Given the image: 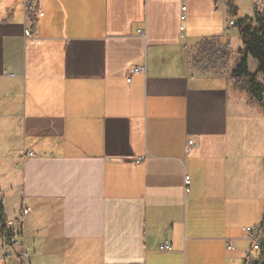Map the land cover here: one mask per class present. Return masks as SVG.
Masks as SVG:
<instances>
[{
	"label": "crops",
	"instance_id": "crops-1",
	"mask_svg": "<svg viewBox=\"0 0 264 264\" xmlns=\"http://www.w3.org/2000/svg\"><path fill=\"white\" fill-rule=\"evenodd\" d=\"M33 3L0 0V264H241L264 212L253 108L189 62L202 38L241 46L228 0Z\"/></svg>",
	"mask_w": 264,
	"mask_h": 264
},
{
	"label": "trees",
	"instance_id": "trees-1",
	"mask_svg": "<svg viewBox=\"0 0 264 264\" xmlns=\"http://www.w3.org/2000/svg\"><path fill=\"white\" fill-rule=\"evenodd\" d=\"M26 4L28 13L35 11V3L27 1ZM237 11L234 2L228 0V16L234 21L241 46L233 50L228 38L218 36L202 38L190 50V66L198 72L220 76L229 71L233 85L245 91L264 109V84L256 80L258 75L264 80V15L258 12L256 6L253 17H239ZM249 58L256 61V69L252 73L248 70ZM14 237L0 203V239L9 245Z\"/></svg>",
	"mask_w": 264,
	"mask_h": 264
},
{
	"label": "rangeland",
	"instance_id": "rangeland-1",
	"mask_svg": "<svg viewBox=\"0 0 264 264\" xmlns=\"http://www.w3.org/2000/svg\"><path fill=\"white\" fill-rule=\"evenodd\" d=\"M253 3H254L253 0H235L234 4L238 7L240 17H243V16L253 17L254 16V5H253ZM261 13H263V15H264V0H262ZM231 33L232 34L236 33L235 27L230 28V34ZM254 62H256L254 59L249 58V68L251 70L253 69L252 64H254ZM228 72L229 71H226L225 74H223L221 76L225 77L226 80H228L229 88L232 91V90H234V88L235 89H237V88L233 85L234 84L233 79H232L231 75L228 74ZM256 80L258 82L259 81L263 82V84H264V80H263L261 75H258ZM233 86H234V88H233ZM238 90H240V89H238ZM245 98L246 99H243L244 102L247 100L245 102V104L247 106H249L250 109L253 108L252 112H250L253 119L251 120V116L247 117L245 119V124L247 126L246 127V139H245V141L247 143H244L245 144L244 149L245 148H246V150L248 149L251 152V155H253V158L255 160H264V114L257 115L263 108L260 104H257L253 99H251L249 95L246 94ZM248 115H250V114H248ZM257 116H259V117H257ZM243 119L244 118H241V120H243ZM6 130H7V127L0 130V139H1V137L5 138L3 136L8 134V132ZM247 135H248V139H247ZM20 136H21V133H20ZM12 138L13 137H9V139H11V140H12ZM11 140L9 142L7 140L4 143V147L5 146L8 147L10 144L11 145L10 147L13 148L14 143H10Z\"/></svg>",
	"mask_w": 264,
	"mask_h": 264
},
{
	"label": "built area",
	"instance_id": "built-area-1",
	"mask_svg": "<svg viewBox=\"0 0 264 264\" xmlns=\"http://www.w3.org/2000/svg\"><path fill=\"white\" fill-rule=\"evenodd\" d=\"M36 2V0H24ZM255 6L258 10V12L261 13L262 10V0H255ZM185 10V7H181V11L183 12ZM184 18V14H181V19ZM234 24L233 20H230L228 22L229 26H232ZM25 36H29L30 32L29 30H25L24 32ZM145 71L144 67L141 66H134L132 67L126 76V80L130 81L131 75L138 74ZM191 143V141H189ZM142 161V157H138L135 162L139 163ZM185 183H188V178H185ZM28 207H22L21 209V216L23 217L27 211ZM21 220V217L18 219V221ZM13 221L8 222L9 227L14 226ZM245 239L248 242V246L244 249L241 264H263L264 263V212L262 215V218L259 221V224L257 226L251 227H245ZM16 243L14 239L11 240V244ZM228 248H231L232 246L230 244L227 245ZM159 249L161 251H169L171 250L170 244L168 242H165L159 246ZM10 254V253H9ZM25 256V253L22 249H20L16 253L17 257V263L16 264H23V258Z\"/></svg>",
	"mask_w": 264,
	"mask_h": 264
}]
</instances>
